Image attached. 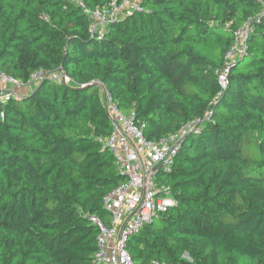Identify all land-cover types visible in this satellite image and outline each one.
I'll use <instances>...</instances> for the list:
<instances>
[{
	"label": "trees",
	"instance_id": "1",
	"mask_svg": "<svg viewBox=\"0 0 264 264\" xmlns=\"http://www.w3.org/2000/svg\"><path fill=\"white\" fill-rule=\"evenodd\" d=\"M140 8L94 37L73 1L0 0V73L44 75L0 109V264H95L91 217L109 221L103 198L124 181L99 85L149 140L200 120L159 174L177 204L130 237L133 263L264 264V0ZM245 24L254 31L222 88Z\"/></svg>",
	"mask_w": 264,
	"mask_h": 264
},
{
	"label": "built area",
	"instance_id": "2",
	"mask_svg": "<svg viewBox=\"0 0 264 264\" xmlns=\"http://www.w3.org/2000/svg\"><path fill=\"white\" fill-rule=\"evenodd\" d=\"M70 1L87 14L90 20L88 31L94 37L102 36L111 23L141 10L140 1L134 0H113L105 9L95 10L88 9L80 0ZM253 31L249 24L236 31L235 43L225 57L227 63L218 74L222 88L227 85L228 64L245 53L247 38ZM42 79L44 75L38 72L31 75L26 84L36 85ZM64 81L68 82V79L64 77ZM8 84L19 85V82L0 73V109L10 97H17L6 94L5 86ZM103 101L113 125L105 145L112 152L124 181L103 198L109 221L91 217L99 230L94 263L134 264L126 249L128 240L170 207L176 206L170 187L159 183V174L171 172L182 140L198 129L200 120L190 122L174 135L154 141L144 135L143 125L135 124L133 112H120L107 93Z\"/></svg>",
	"mask_w": 264,
	"mask_h": 264
},
{
	"label": "rangeland",
	"instance_id": "3",
	"mask_svg": "<svg viewBox=\"0 0 264 264\" xmlns=\"http://www.w3.org/2000/svg\"><path fill=\"white\" fill-rule=\"evenodd\" d=\"M134 1H140V0H134ZM36 85H29L26 83H21L19 82V85H13V84H8L5 86V91L6 94H11L12 96H24L30 94L34 89ZM100 88V93L102 98H104L105 91L101 85H99ZM184 258H187L184 256Z\"/></svg>",
	"mask_w": 264,
	"mask_h": 264
},
{
	"label": "water",
	"instance_id": "4",
	"mask_svg": "<svg viewBox=\"0 0 264 264\" xmlns=\"http://www.w3.org/2000/svg\"><path fill=\"white\" fill-rule=\"evenodd\" d=\"M124 178V177H123ZM184 256H186L187 257V255H184Z\"/></svg>",
	"mask_w": 264,
	"mask_h": 264
}]
</instances>
